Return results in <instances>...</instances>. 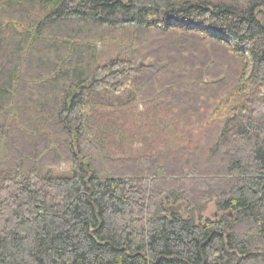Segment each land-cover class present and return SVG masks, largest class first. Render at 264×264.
<instances>
[{
  "label": "trees",
  "instance_id": "trees-1",
  "mask_svg": "<svg viewBox=\"0 0 264 264\" xmlns=\"http://www.w3.org/2000/svg\"><path fill=\"white\" fill-rule=\"evenodd\" d=\"M263 20L0 0V264H264Z\"/></svg>",
  "mask_w": 264,
  "mask_h": 264
},
{
  "label": "rangeland",
  "instance_id": "rangeland-1",
  "mask_svg": "<svg viewBox=\"0 0 264 264\" xmlns=\"http://www.w3.org/2000/svg\"><path fill=\"white\" fill-rule=\"evenodd\" d=\"M264 22V20H263ZM114 41H109V43L106 44H100L98 43V47L99 49H101V51H108L109 46L111 43H113L112 45H115L116 47H123L125 43H127V41L129 40V34L128 33H124L123 35H119L116 33L115 38L113 39ZM3 144V139L0 136V147ZM140 148V144H134L133 145V149H139ZM215 199L213 197L210 198V200L208 202L205 203V207L204 209L200 212V216L203 217V219L209 218V219H215L217 217H219V212H217L216 210V205H215ZM181 205V210L182 212H184L183 210L186 207V203H183L181 201H178L177 203H175L172 206H180ZM185 213V212H184ZM185 215V214H184Z\"/></svg>",
  "mask_w": 264,
  "mask_h": 264
},
{
  "label": "water",
  "instance_id": "water-1",
  "mask_svg": "<svg viewBox=\"0 0 264 264\" xmlns=\"http://www.w3.org/2000/svg\"><path fill=\"white\" fill-rule=\"evenodd\" d=\"M262 25H264V22H262ZM141 65H143V64H141ZM180 209H181V205L180 206H169V210L170 211H180Z\"/></svg>",
  "mask_w": 264,
  "mask_h": 264
}]
</instances>
